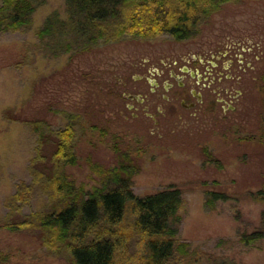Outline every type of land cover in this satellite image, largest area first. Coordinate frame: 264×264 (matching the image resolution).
Returning <instances> with one entry per match:
<instances>
[{"label": "rangeland", "instance_id": "rangeland-1", "mask_svg": "<svg viewBox=\"0 0 264 264\" xmlns=\"http://www.w3.org/2000/svg\"><path fill=\"white\" fill-rule=\"evenodd\" d=\"M65 10V0H39L32 29L0 33V224L5 199L31 179L38 143L25 123L6 113L48 120L54 128L72 120L78 162L66 172L77 185L90 189L104 169L120 166L138 196L178 188L185 201L178 236L197 257L222 254L240 264H264V240L251 247L237 241L238 228L253 230L264 208L250 195L264 188V0L226 3L200 19L186 40L126 37L57 57L36 30L52 13L66 18ZM195 56H220V66L232 62L226 73L235 78L213 86L228 88L232 97L207 89L195 109H186L175 98L184 92L177 85L166 100L163 88L152 93L149 81L139 78L176 57ZM140 89L145 103L129 109L128 95ZM213 190L226 198L208 206L206 192ZM45 199L37 196L27 211L40 210ZM0 264L67 261L26 232L0 229Z\"/></svg>", "mask_w": 264, "mask_h": 264}, {"label": "trees", "instance_id": "trees-1", "mask_svg": "<svg viewBox=\"0 0 264 264\" xmlns=\"http://www.w3.org/2000/svg\"><path fill=\"white\" fill-rule=\"evenodd\" d=\"M232 1L65 0L66 18L50 14L36 38L57 57L126 37L166 34L181 41L192 36L200 19ZM38 3L1 0L0 33L32 29ZM6 115L25 123L38 143L29 166L31 179L17 183L5 199L0 229L26 232L67 264H240L222 254L197 257L191 244L179 239L185 201L178 188L138 196L120 166L104 169L99 184L90 189L77 185L66 172L78 162L75 121L54 128L48 120L42 121L45 125L29 116ZM250 195L264 204V188ZM37 196L46 198L42 208L27 211ZM206 197L208 206L226 198L216 190ZM234 218L239 221V211ZM237 233V241L247 247L264 240V208L253 230L238 228Z\"/></svg>", "mask_w": 264, "mask_h": 264}, {"label": "flooded vegetation", "instance_id": "flooded-vegetation-1", "mask_svg": "<svg viewBox=\"0 0 264 264\" xmlns=\"http://www.w3.org/2000/svg\"><path fill=\"white\" fill-rule=\"evenodd\" d=\"M213 59L214 60L211 61L204 56L201 58L195 56L190 59L176 57L171 63H164L162 66L159 65L157 68L150 70L145 77L139 76V78H145L149 81L152 85V93L157 94V92L163 88L162 97L166 100L171 98L166 92L169 93L168 91H171L177 85L178 88L184 92L175 95V98L181 100V105L184 108L195 109L206 96L207 89H209L211 93H223L225 96H233L228 88L223 90L221 86L213 87L216 83L223 82L225 78L227 80L235 78L234 74L226 73V71L231 70L232 62L229 66H220V56H215ZM198 86H201L200 89H198ZM142 94L140 89L138 92L128 95L130 102H132L129 103V109H137V106L134 104L135 102L139 104L145 103L146 98ZM160 97L161 95L159 94V98ZM219 101L227 103V99L223 97L220 98ZM228 105L230 110L236 108L232 103L228 102ZM135 117H137V115H135Z\"/></svg>", "mask_w": 264, "mask_h": 264}]
</instances>
